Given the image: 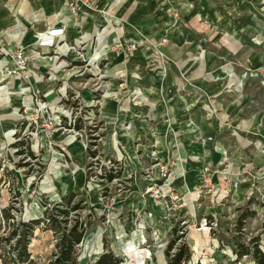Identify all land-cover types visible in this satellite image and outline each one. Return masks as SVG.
Wrapping results in <instances>:
<instances>
[{"label":"rangeland","instance_id":"obj_1","mask_svg":"<svg viewBox=\"0 0 264 264\" xmlns=\"http://www.w3.org/2000/svg\"><path fill=\"white\" fill-rule=\"evenodd\" d=\"M92 7L0 0V211L39 220V264L55 252L49 214L85 229L78 264L104 252L122 264H257L264 0ZM39 37L55 42L44 50Z\"/></svg>","mask_w":264,"mask_h":264},{"label":"trees","instance_id":"obj_2","mask_svg":"<svg viewBox=\"0 0 264 264\" xmlns=\"http://www.w3.org/2000/svg\"><path fill=\"white\" fill-rule=\"evenodd\" d=\"M53 210L58 213L57 215L67 216L65 210L58 208ZM45 214H48V212ZM54 216V214H49L48 218L45 219L47 225L46 230H51L56 235L54 244L55 252L48 264H78L76 249L84 238L85 229L77 222L69 229L65 226L62 227L61 223L63 219L57 221ZM39 223L37 219H29L26 221L23 219L16 220L10 214L9 209H2L0 211V261L2 264H39L29 251L31 239ZM248 254V249H245L239 256ZM252 256L257 261V264H264V256L257 247H254ZM182 262L181 254H175L169 260L168 264H182ZM122 263V259H118L111 252H104L94 264Z\"/></svg>","mask_w":264,"mask_h":264},{"label":"built area","instance_id":"obj_3","mask_svg":"<svg viewBox=\"0 0 264 264\" xmlns=\"http://www.w3.org/2000/svg\"><path fill=\"white\" fill-rule=\"evenodd\" d=\"M94 2H95V0H64L65 6L69 10H71L73 13H76V14H86V11H89V10L93 9L92 5H93ZM51 33H53V31ZM45 39H46V37H39L35 41V42H38V41L41 40L40 43L38 42L39 43V45H38L39 48H44V46L45 47L52 46L51 42L47 41ZM23 56H24V54H22V53L21 54L20 53L17 54V56L15 57L14 61L18 65H22L23 64Z\"/></svg>","mask_w":264,"mask_h":264},{"label":"crops","instance_id":"obj_4","mask_svg":"<svg viewBox=\"0 0 264 264\" xmlns=\"http://www.w3.org/2000/svg\"><path fill=\"white\" fill-rule=\"evenodd\" d=\"M123 1H125L126 2V0H119V2H123ZM11 10H14V7H11V6H9V8L6 10V11H11ZM12 19V18H11ZM14 23H16V22H18L17 20H12ZM87 25H85V27H86ZM32 29V28H31ZM31 29H28V32H27V39H26V41H27V43H31L34 39V36H36V33H34ZM140 30H142V28L140 29ZM0 32H1V30H0ZM34 35V36H33ZM134 35H137V34H134ZM33 36V37H32ZM136 37H139L138 35L136 36ZM51 42V44L53 45L54 44V42H55V39H54V41H50ZM45 47V46H44ZM48 47V46H47ZM47 47H45L44 48V50H47L46 48Z\"/></svg>","mask_w":264,"mask_h":264},{"label":"bare ground","instance_id":"obj_5","mask_svg":"<svg viewBox=\"0 0 264 264\" xmlns=\"http://www.w3.org/2000/svg\"><path fill=\"white\" fill-rule=\"evenodd\" d=\"M57 30H59V32H53V33H50V36L51 37H54L55 39H56V37H58V35L60 36V35H62L63 33H64V31L62 30L61 31V29L59 28V29H57ZM52 32V31H51ZM41 58V57H40ZM39 58V59H40ZM44 58H42V60H43ZM41 60V61H42ZM6 67V63L4 62V61H1L0 62V70H2V69H4Z\"/></svg>","mask_w":264,"mask_h":264}]
</instances>
